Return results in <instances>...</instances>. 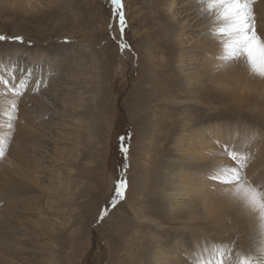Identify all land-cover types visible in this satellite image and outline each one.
I'll list each match as a JSON object with an SVG mask.
<instances>
[{
	"label": "bare ground",
	"instance_id": "obj_1",
	"mask_svg": "<svg viewBox=\"0 0 264 264\" xmlns=\"http://www.w3.org/2000/svg\"><path fill=\"white\" fill-rule=\"evenodd\" d=\"M153 4V16L156 17L157 9H160L158 14L163 13L165 20L154 21L153 25L144 15L143 20L138 18V23L135 24L142 27L144 33H148L151 38H158L153 39L154 42L142 44V51L138 55L141 56L143 50L148 51V47L151 53V42L157 43L156 50H159L160 59L164 62L160 68L146 76L149 79L147 86L140 87H149V94H139L140 102L135 105L144 110L142 126L146 132L159 125L162 130L158 132L170 137L167 140L169 149L166 150L170 154L166 157L163 156L166 152L159 155L162 143L158 144L160 158L158 157V163L154 167L157 171L155 175L158 176L154 179L157 189L151 195L142 192L143 188L151 186L143 165L133 168L136 172L134 177L132 173L133 178L129 179V184L142 197L139 212L135 211L136 204L131 206L135 213L133 227L137 230L148 224L154 230L148 235L137 233L134 236V244H129L126 250L127 264H198L200 259L211 254L213 247L221 244L225 246L226 264H236L239 256L233 249L240 248L237 243L247 249L241 255L253 257L257 244L261 243V236L256 240L250 239L253 232H256L255 226L259 224L258 214L227 194L225 186L216 184L208 176L215 167L233 164L221 150V146L227 144L236 146L238 151L251 154L249 167L246 169L249 176H254L257 180L264 177V78L250 74L240 64L222 66L224 62L218 58L222 51L218 49L216 41L225 37L213 36L210 25L214 24L215 16L213 13H205L197 0H164L159 5L154 0ZM14 6L28 11L32 8L30 0H0L1 9ZM253 11L256 31L264 35V0H255ZM4 53V56L0 54V69H4L1 57L16 63L26 57L30 62L29 67H32H28L27 72L37 73V68L33 66L38 62L43 63L39 60L41 56L44 68L49 70L47 77H51L49 80L43 78L39 83L34 79L26 89L20 90L24 93V102H35L38 110L36 113L32 108L17 106L18 112L12 113L13 119L5 112H11L9 102H16L19 98H14L11 84L8 83L5 87L0 85V134L8 137L5 155L0 160V264H27L22 255L34 247V244L31 246L32 243L27 241L39 236L45 228L51 231L53 229L46 218V210L36 206L38 195L35 189L44 187L45 194L52 200H57L53 198L55 195L62 196L59 192L61 189L67 194L73 190L70 194L77 197L80 196L81 189L75 186L78 181L69 175L75 172L74 168L66 173L64 181H58V186L51 188V185L46 183L49 187L45 182L38 181L43 174H47L45 180L47 177L50 184L57 179L38 164L35 142L32 140L46 139L45 129L38 127L34 130L33 121H37L39 116L48 111L45 107L47 99L42 95L49 94L56 98L63 89V86L53 80L55 74L59 73L54 72L59 64L49 65V58L42 57L40 51L23 50L17 43ZM151 59L153 57L150 55L147 61L150 67ZM35 91L39 94L34 93ZM151 95L158 101L162 99L165 104H171L166 106L172 109L173 118L165 108L162 111L166 114L154 118L155 106L149 110V115L152 116L149 117L145 109L153 103V100L150 101ZM91 114L94 113L90 111L88 116ZM163 116L166 118L160 120ZM76 119V127L80 128L78 118ZM12 121L16 128L19 127L16 138V132L11 134L7 127ZM165 123L169 125L164 127ZM89 127L87 123L82 124L79 134L90 132ZM67 132H64L65 137ZM11 137L16 139L14 143L9 141ZM245 140L250 142L245 145ZM147 149L145 155L149 154ZM15 157L16 162L10 164L9 161H15ZM20 165L26 166L24 169L28 172L22 171ZM6 166V170H3ZM56 171L60 176L61 172L58 169ZM223 211L240 218L245 232L240 235L239 242H232L226 234L225 236L213 229L220 224L221 216L225 213ZM228 248L232 249L231 256L227 255ZM8 250L19 252V256H7ZM107 261L105 256L103 264H107Z\"/></svg>",
	"mask_w": 264,
	"mask_h": 264
},
{
	"label": "rangeland",
	"instance_id": "obj_2",
	"mask_svg": "<svg viewBox=\"0 0 264 264\" xmlns=\"http://www.w3.org/2000/svg\"><path fill=\"white\" fill-rule=\"evenodd\" d=\"M153 1L122 0L126 17L124 40L130 46L124 51L118 46V28L110 30V24H115L110 0H30L31 6L34 3L32 8H29L30 11L19 6L0 8V34L23 37L24 43H17L23 50L40 51L42 57L49 58V65L59 64L54 71L59 73H54L53 80L63 86V89L55 96L56 98L50 97L49 94L42 95L47 99L45 107L48 111L39 116L37 121H33L34 130L38 127L45 129L46 139L32 140L35 142L38 164L56 177L57 181L54 180L50 184L47 177L45 180L47 174L41 175L38 181L51 185V188L58 186L60 184L58 181L60 179L64 181L66 173L70 168H74L75 172L69 175L78 181L75 186L81 189L79 197L70 194L73 190L67 194L61 189L59 192L62 196L53 197L57 200H52L46 195L44 187L35 189L38 195L36 206L46 210L48 215L46 218L53 229L51 231L45 228L40 234L42 237L39 235L27 241L32 243L31 246L34 244L33 248L30 247L32 249L29 248L30 250H26L22 255L25 256L27 264H103L105 256L108 258L107 264H118L121 259L123 264H127L126 250L129 244H134V236L137 233L148 235L154 230L148 224L137 230L133 227L135 213L131 206L136 204L138 207H135V211L139 212L142 197L129 184V179L131 180L136 172L133 168L143 165L145 174H148L147 180H151V186H146L142 192L151 195L157 189L154 179L158 176L155 175L157 171L154 167L158 163V144L162 143L159 155L165 153L170 145L167 141L170 137L162 136V133L158 132L162 130L161 126L156 125L155 129L152 127V130L145 131L142 126L144 110L138 109L135 105L140 102L139 94L144 95L146 92L149 94V87L142 89L140 87L147 86L149 79H146V76L151 75L164 62L160 59L161 53L156 50L157 43H152L153 39L158 38H151L148 33H144L142 27L135 24L138 23V18L143 20L144 16L153 25L154 21L165 20L163 13L158 14L160 9H157V16H153ZM163 1L156 0L158 5ZM146 28L145 25L144 29ZM113 36L117 39L114 40ZM150 41L151 53L148 47V51L143 50V54L139 56L142 46ZM14 45L13 42H0V54L4 56V51ZM103 47L107 49L104 50ZM149 54L153 57L151 67L147 63ZM1 59L4 69H0V77L8 80L9 84L19 90L24 89L19 84L21 79L27 83V87L34 79H37V83L43 78L51 79L47 77L49 70L44 68L41 56L39 60L43 63L38 62L34 65L37 73H31L30 76L27 72L30 62L26 57L19 59L23 61L17 63L4 57ZM13 65L16 69L15 78L12 76ZM0 85L5 87L3 83ZM34 93L39 94L38 91ZM23 95L14 96L19 98L16 101L17 106L24 109L32 108L36 112L38 106L35 102H24ZM150 98L153 103L147 105L145 109L148 115L151 113L149 110L155 106L154 118L166 114L162 111L164 108L173 118V111L168 108L170 103L167 102L166 106L162 99L158 101L152 95ZM90 111L94 114L88 116ZM76 118L80 128L76 127ZM164 118L166 117L163 116L160 120ZM11 123L13 127L10 132L11 134L16 132L14 134L16 138L19 127L16 128L13 121ZM84 123L90 126V130L88 129L90 132L79 134ZM168 125L165 123L164 127ZM65 131H68L66 137ZM15 140L11 137L9 141L14 143ZM7 146L8 142L5 149ZM124 148H127L126 154ZM146 149L148 155H145ZM169 154L170 152H166L163 156ZM14 159L15 161L7 160L14 164L17 158ZM20 167L22 171L28 172L24 169L26 166ZM6 168L7 166L3 170ZM56 169L61 172L60 176L57 175ZM121 175L126 177L127 189L124 198L115 206H111L114 182ZM103 208L108 209V214L100 221L98 216ZM223 213L220 224L213 229L223 235L226 234L232 242H239L240 235H244L245 232L244 226L240 224V218L231 212ZM255 228L256 232H253L251 240H256L260 236L259 224ZM237 244L240 248L233 251L241 255L247 249ZM260 247L261 243L257 244L254 255L256 259L261 258ZM6 255L18 257L19 252L8 250ZM122 260L119 264H122Z\"/></svg>",
	"mask_w": 264,
	"mask_h": 264
},
{
	"label": "snow or ice",
	"instance_id": "obj_3",
	"mask_svg": "<svg viewBox=\"0 0 264 264\" xmlns=\"http://www.w3.org/2000/svg\"><path fill=\"white\" fill-rule=\"evenodd\" d=\"M205 13H213L215 22L210 25V31L213 36L225 37V39H217V47L222 51V55L218 58L224 63L222 66L228 67L234 64H240L246 67L248 72L254 76L264 78V35L258 34L255 27V15L253 4L255 0H197ZM112 19L115 24H110V30L115 28L119 30L118 46L121 51H124L130 46L124 40L126 28V17L124 14V6L122 0H110ZM114 40L116 36L112 37ZM0 42L24 43V38L21 36H7L0 34ZM30 44V42H29ZM15 66L12 67V76L15 78ZM31 75V71L28 72ZM0 83L7 85L8 80L0 78ZM19 84L22 88H27V83L21 79ZM16 96L23 95V92L13 87L11 89ZM11 112L6 111L5 114L13 119V112H16L17 104L15 101H10ZM9 129L13 127L11 123L7 125ZM251 139H254L251 138ZM8 137L0 134V158L5 155V146ZM245 140L244 144L249 143ZM223 155L233 161L231 166H218L211 170L208 178L225 186L224 190L230 194L238 202L242 203L246 208L258 214L260 227L261 247L259 248L260 259H256L251 255H240L237 264H264V177L259 180L254 176H249L246 169L249 167L251 154L241 152L236 149V146L227 144L221 146ZM123 151L127 153V148ZM127 189L126 177L118 176L114 182V196L111 201V206L124 198ZM108 214V209L100 210L98 219L103 221ZM207 251V248L205 249ZM225 246L219 245L211 249V254L198 261V264H226L225 261ZM227 255H232V249H227Z\"/></svg>",
	"mask_w": 264,
	"mask_h": 264
}]
</instances>
